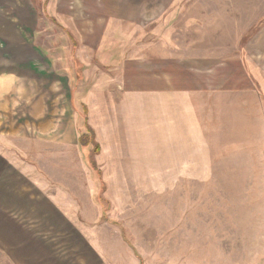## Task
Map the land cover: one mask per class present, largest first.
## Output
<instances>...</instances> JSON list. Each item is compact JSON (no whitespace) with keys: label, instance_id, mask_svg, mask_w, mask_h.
I'll return each instance as SVG.
<instances>
[{"label":"rangeland","instance_id":"1","mask_svg":"<svg viewBox=\"0 0 264 264\" xmlns=\"http://www.w3.org/2000/svg\"><path fill=\"white\" fill-rule=\"evenodd\" d=\"M44 1L31 0V21L18 0L0 5L3 17L22 20L4 23L0 36V172L9 196L0 198V264H264V101L254 93L264 86L243 87L242 101L238 91L222 92L218 76L210 100L184 103L185 129L174 144L186 145L196 130L188 145L199 156H167V132L177 124L166 123L160 102L141 94L109 101L108 79L93 80V96L84 94V58L97 61L84 46L97 45L106 25L99 17L112 6L58 0L54 19ZM165 1L137 0L136 8L177 9ZM202 1L213 5L201 12L222 16L218 32L231 17L251 26L249 38L264 24V0ZM238 56L218 53V75ZM191 106L199 115L186 128ZM89 130L100 175L88 164L92 146L77 142ZM58 209L74 225L72 238L54 229ZM83 233L89 257L77 240Z\"/></svg>","mask_w":264,"mask_h":264},{"label":"crops","instance_id":"2","mask_svg":"<svg viewBox=\"0 0 264 264\" xmlns=\"http://www.w3.org/2000/svg\"><path fill=\"white\" fill-rule=\"evenodd\" d=\"M12 1L14 0H0V5ZM18 1L21 14H30L28 16L29 21H31V0ZM47 2L51 10L50 13L53 14L50 16L58 19V15L54 12V3H57L58 0H45L43 5H47ZM254 3L257 4V1H253L252 5H255ZM77 4L84 5V2L81 0ZM92 4L112 6V12L104 18L99 17V19H103L106 25L97 45L84 46V56L89 55V50H92L93 56L96 55L97 60L94 62V57L84 58V85L88 86L87 92H84V94L87 93V98L93 96L90 93V88L95 85L98 86L101 80L104 82L108 79L112 84L110 92L107 93L108 96L111 94L109 101L118 99L121 96L127 100L131 94H141L151 101L160 102V109L166 123L169 125L176 121L177 124L176 128L173 126L167 132L169 135L167 142L170 143L165 147L169 151L167 156L177 154L176 150L180 151L179 156H182V158L195 159V156H199V150H193L191 148L194 147L188 145L189 139L194 138L195 135L199 137V132L196 130L190 137L186 138V145H174L179 142L185 129L180 126L184 120L182 112L185 113L183 108L186 100L193 101L195 98L198 100L201 94H206L208 100H210L211 95L216 94V88H211V85L215 86L218 83L225 86L222 90L225 94L238 91L237 94L243 96L242 101L247 100L244 97L246 93L243 92L246 90L243 87L264 86V64L262 63L264 58V24L249 38L251 26H246L244 30L242 26L237 25L239 21L232 20L230 16L229 21L233 23L228 26L229 30H225L227 32L224 33L218 32L221 28H218L215 23L222 16L216 15L211 8L204 10L205 12H201L200 8L202 5L211 7L213 5L211 1L167 0L161 4L166 7L176 6L177 9L166 8L156 14L138 12L136 8L138 5L137 0H98ZM126 7H129L128 10ZM227 19L229 18L227 17ZM15 20L22 21L19 17L10 20L0 14V36L6 35L3 33L6 30L4 29V23L14 22ZM141 22H145V24H140ZM16 29L14 35L22 36L19 29ZM247 37L249 39L241 44V39ZM224 38L225 41L221 40ZM218 53L239 54L241 56H238L237 59H231V63L225 69L224 74L220 73L218 75L220 67L217 62ZM100 54L102 57H100ZM245 54H253L254 56L248 58L249 56ZM242 55H245L244 59ZM259 59H261V63H259ZM218 76L221 81L217 83ZM132 79L135 84L137 82L135 86H138V88H130L124 90L123 93L120 92V84L123 85L124 89V84L129 85ZM93 80H95V83L92 86ZM234 87H239V89ZM254 93L257 97L260 96L259 100L261 102L264 101V94L259 92L258 88ZM99 97H97V102L105 100L99 99ZM192 108L193 106L190 107L187 115L186 128L189 127V124L193 125L194 117L199 115L193 112ZM194 161L184 162L183 165L194 166ZM1 170L0 198L8 200V193L2 185L4 179L1 177L3 176V169L1 168ZM0 206H2L1 203ZM59 212L62 215H60L62 220L54 222V229L68 230L69 236L72 238L74 225L71 224L70 220H67L66 215L63 216L62 210H59ZM83 236L84 233L82 238L78 237L76 239L80 242L84 241V255L89 257L87 240L85 241ZM102 256L97 253L94 258L100 259ZM84 264H88V261H84Z\"/></svg>","mask_w":264,"mask_h":264},{"label":"trees","instance_id":"3","mask_svg":"<svg viewBox=\"0 0 264 264\" xmlns=\"http://www.w3.org/2000/svg\"><path fill=\"white\" fill-rule=\"evenodd\" d=\"M92 135H93L92 131L89 130V133L87 135L79 136L77 142H78V145L82 148H85L89 145L92 146V149L88 155V164L95 173L100 175V172L97 171V169H95L96 167L95 161L92 159L93 158L92 154L97 155L99 153V145L95 142Z\"/></svg>","mask_w":264,"mask_h":264}]
</instances>
